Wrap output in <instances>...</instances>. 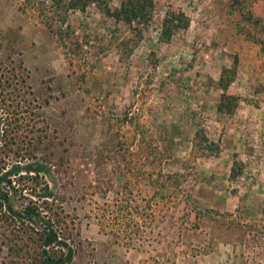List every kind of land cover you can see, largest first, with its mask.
Returning a JSON list of instances; mask_svg holds the SVG:
<instances>
[{
  "label": "rangeland",
  "instance_id": "1",
  "mask_svg": "<svg viewBox=\"0 0 264 264\" xmlns=\"http://www.w3.org/2000/svg\"><path fill=\"white\" fill-rule=\"evenodd\" d=\"M0 174V264H37L48 220L63 264H264V0H154L136 28L0 0Z\"/></svg>",
  "mask_w": 264,
  "mask_h": 264
},
{
  "label": "trees",
  "instance_id": "2",
  "mask_svg": "<svg viewBox=\"0 0 264 264\" xmlns=\"http://www.w3.org/2000/svg\"><path fill=\"white\" fill-rule=\"evenodd\" d=\"M90 0H64V5L66 7L72 8H81L84 9L86 2ZM101 9L112 16L116 21L122 22L125 25L132 26L133 28L138 27L139 25H146L152 16L154 0H122L119 7L110 11L108 2L109 0H96ZM189 25V19L182 11H170L166 13L165 18L162 21V30L161 35H170L173 31L179 28H187ZM235 75V69L223 68L221 76L218 81L219 87L222 89L221 99L217 104V110L221 111H232V109L237 105V97L226 92L229 84L233 80ZM199 134L197 133V136ZM203 139L207 142V139L203 136ZM210 142L206 147L209 150H213ZM236 176L234 168L231 169V177ZM3 175L0 174V184L3 181ZM1 200L8 204L9 211H13L12 207L9 205V197L6 194L2 195ZM24 213L27 216L38 215L35 207L27 206L23 209ZM6 221V219H5ZM57 222V221H54ZM48 226L41 234L37 233L38 237L36 238L37 242L43 246L41 251L32 252L30 256L37 264H63L70 260L71 255L61 254L60 256H54V252L51 253L48 250L49 246L60 243V227L57 226L55 229L52 226V223L48 220L46 222ZM24 233L15 234L12 237V241L15 242V250L20 251L23 249L24 244ZM23 236V237H22ZM70 250V249H69ZM71 251V250H70ZM27 253V251L25 250ZM30 253V252H29Z\"/></svg>",
  "mask_w": 264,
  "mask_h": 264
}]
</instances>
